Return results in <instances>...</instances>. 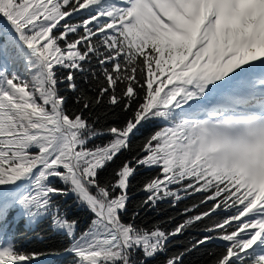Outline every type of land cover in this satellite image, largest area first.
Returning a JSON list of instances; mask_svg holds the SVG:
<instances>
[{"label":"snow or ice","instance_id":"1","mask_svg":"<svg viewBox=\"0 0 264 264\" xmlns=\"http://www.w3.org/2000/svg\"><path fill=\"white\" fill-rule=\"evenodd\" d=\"M104 104L122 122L100 126ZM196 194L170 229L136 223ZM45 221L71 264L213 243L211 264H264V0H0V264H42L20 234Z\"/></svg>","mask_w":264,"mask_h":264},{"label":"trees","instance_id":"2","mask_svg":"<svg viewBox=\"0 0 264 264\" xmlns=\"http://www.w3.org/2000/svg\"><path fill=\"white\" fill-rule=\"evenodd\" d=\"M78 83L81 87H87L83 80L78 79ZM62 93L69 96L70 107H75L73 93L67 91L65 85H60ZM95 111L100 115L101 119L99 125L105 124H118L122 122L123 114L118 108L110 109L107 104L97 107ZM152 129L148 128L143 130V134L147 135ZM97 143L102 141L97 140ZM154 175L153 170L143 169L141 175L133 181V187L130 190L131 202L129 205L130 214L131 211L136 210L141 202L148 195L145 191L140 190L141 185L145 177ZM200 194L189 196L186 199L181 200L175 207L172 206V202L165 199L159 202L155 207H143L139 208L140 215L136 219V223L144 226H152L159 224L162 228L170 229L175 226L176 223L184 219L182 215L183 210L200 200ZM69 204H72L71 214L80 220L83 226L90 218V213L85 208L77 207L69 199ZM170 218H172L171 222ZM129 219V217H125ZM38 234V235H37ZM21 242L23 246L28 250H37L45 253L44 256L39 257L42 264H71L72 257L62 253V249L66 246V240L64 237L56 234L49 226L48 222H43L35 227V230L21 225ZM42 236L43 240L38 237ZM200 236V228L194 227L189 229L184 235L174 239L171 245L172 252L183 251L186 247L190 248L191 243ZM216 251V244H208L206 246H200L187 252L183 257V264H211L214 259L213 253Z\"/></svg>","mask_w":264,"mask_h":264}]
</instances>
